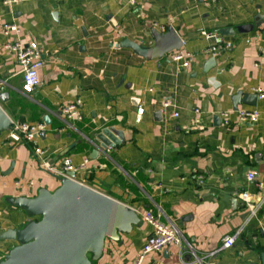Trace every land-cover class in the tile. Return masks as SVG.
<instances>
[{"label":"crops","instance_id":"1","mask_svg":"<svg viewBox=\"0 0 264 264\" xmlns=\"http://www.w3.org/2000/svg\"><path fill=\"white\" fill-rule=\"evenodd\" d=\"M258 14L264 0H0V92L7 93L0 107L14 119L45 123L32 144L13 143L0 130V234L39 220L17 201L53 194L62 184L54 170H63L68 157L75 180L140 218L115 238L105 236L89 264H132L151 230L148 213L173 223L183 242L147 255L143 264H264V98L258 96L264 23L254 26ZM5 23L18 30L5 34ZM244 25L252 27L241 31ZM169 26L182 38L187 66L175 53L148 60L119 45L129 39L152 46L151 30ZM202 30L230 46L209 55ZM15 39L41 50L32 93L22 91L15 55L3 46ZM210 58L215 64L208 68ZM76 98L82 118L68 119L60 108ZM138 106L144 108L139 122ZM238 109L260 116L241 120ZM108 127L122 130L124 140L99 147L93 157L96 134ZM242 191L261 203L247 221ZM228 235L234 243L222 247ZM18 244L0 238V262Z\"/></svg>","mask_w":264,"mask_h":264},{"label":"water","instance_id":"2","mask_svg":"<svg viewBox=\"0 0 264 264\" xmlns=\"http://www.w3.org/2000/svg\"><path fill=\"white\" fill-rule=\"evenodd\" d=\"M256 18L255 27L264 23V14H258ZM251 27L244 25L240 30L248 31ZM151 35L152 46L129 39L122 40L119 45L131 48L148 60L179 51L183 46L182 38L172 26L164 32L153 28ZM214 64V58L207 62L208 68ZM6 96V92H0L1 100ZM240 96L238 93L237 100ZM43 119L46 120L47 116ZM8 126L9 116L0 107V130ZM123 140L122 130L114 127L102 129L96 134L94 142L97 147L92 156L96 157L99 147H113ZM66 175L61 177L62 184L53 194L43 191L36 198L17 201L28 213L41 217L21 229H8L0 234L1 239L19 242L4 255L0 264H89L88 258L84 257L85 250L100 251L105 236L115 238L116 230H129L131 224L140 222L133 209L75 180V171H68ZM262 257L264 261V254Z\"/></svg>","mask_w":264,"mask_h":264},{"label":"built area","instance_id":"3","mask_svg":"<svg viewBox=\"0 0 264 264\" xmlns=\"http://www.w3.org/2000/svg\"><path fill=\"white\" fill-rule=\"evenodd\" d=\"M17 0H3L4 4L15 2ZM3 32L8 34L11 31H17V27L14 24L5 23L2 27ZM201 34L208 40L211 41L210 45L206 49L209 55L215 56L221 49H225L230 46L228 42H224L223 38L213 31H200ZM4 48L11 51L16 58V61L20 67V72L22 75L21 89L24 93H32L38 84V69L42 65L41 50L35 44H25L20 40H13L4 43ZM180 51V50H179ZM179 51H174L173 59L176 61L183 60L182 65L187 66L189 55H184L179 53ZM2 83H0V91L3 89ZM258 96L264 98V92L258 91ZM81 99L76 98L73 101L65 103L61 108V113L68 119L79 120L82 118L80 111ZM144 113V108L142 106L137 107V117L136 121L139 122ZM238 117L241 120L255 122L258 120L260 113L256 109H238ZM176 116L177 113H174ZM225 120L227 121V112L223 113ZM45 123L43 121L28 122L25 120L14 119L9 117V126L7 128V137L13 143H34L37 139L39 133L44 129ZM87 162V159L84 160ZM43 167L53 170L49 163L44 161L42 163ZM75 170V167L71 164L70 158L66 157L63 161V170L56 171L55 173L61 177H67L68 171ZM256 177L255 171H250L247 173V178L253 180ZM31 183V181H30ZM261 186V183H258ZM240 198L244 205L248 208V214L246 221L255 217L261 206L259 204H253L250 200V194L246 191L240 193ZM144 220L151 225V230L148 233L144 243L142 244L139 251L132 264H143L147 255L155 252L162 251L166 247L172 244L180 245L183 242V237L179 232V229L173 223L162 222L157 219L152 214L148 213L144 216ZM235 235H228L223 238L222 247H230L234 243ZM211 255L214 252L210 253ZM158 264V263H152Z\"/></svg>","mask_w":264,"mask_h":264},{"label":"rangeland","instance_id":"4","mask_svg":"<svg viewBox=\"0 0 264 264\" xmlns=\"http://www.w3.org/2000/svg\"><path fill=\"white\" fill-rule=\"evenodd\" d=\"M40 219V218H39ZM91 250H85L84 257L90 256Z\"/></svg>","mask_w":264,"mask_h":264},{"label":"trees","instance_id":"5","mask_svg":"<svg viewBox=\"0 0 264 264\" xmlns=\"http://www.w3.org/2000/svg\"><path fill=\"white\" fill-rule=\"evenodd\" d=\"M38 221V220H37Z\"/></svg>","mask_w":264,"mask_h":264}]
</instances>
